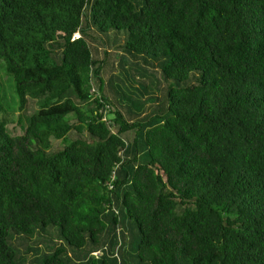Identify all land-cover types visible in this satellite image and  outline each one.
Masks as SVG:
<instances>
[{"label": "trees", "instance_id": "obj_1", "mask_svg": "<svg viewBox=\"0 0 264 264\" xmlns=\"http://www.w3.org/2000/svg\"><path fill=\"white\" fill-rule=\"evenodd\" d=\"M0 68V264H264V0H0Z\"/></svg>", "mask_w": 264, "mask_h": 264}, {"label": "rangeland", "instance_id": "obj_2", "mask_svg": "<svg viewBox=\"0 0 264 264\" xmlns=\"http://www.w3.org/2000/svg\"><path fill=\"white\" fill-rule=\"evenodd\" d=\"M0 76L2 78V87H3V92L7 98V101L3 99L4 104L6 107L11 108L9 112L5 115H2L1 118L7 119L8 124L6 125L7 132L11 135L17 134L20 135L23 132L24 127L27 125V119L23 114L26 115H31L34 109V105L32 103H29L28 107L24 111H20L18 107V102H17V95L14 90V83L13 81L8 77L6 74L5 70L0 68ZM53 146L59 145V143H56V141H53L52 143ZM118 213V212H117ZM131 222L125 221L123 225V229L126 230L127 234L130 235V238L133 240V246L138 242L139 236L136 228L129 224ZM34 239L37 237L45 240L42 243L46 245H42L38 251V254H34L35 252H31L26 256V259L28 262H34L37 256L42 255L43 253H51L52 248L61 246L60 244V239L57 237V234L54 231H50L51 235H40L38 232ZM38 249V248H37Z\"/></svg>", "mask_w": 264, "mask_h": 264}, {"label": "built area", "instance_id": "obj_3", "mask_svg": "<svg viewBox=\"0 0 264 264\" xmlns=\"http://www.w3.org/2000/svg\"><path fill=\"white\" fill-rule=\"evenodd\" d=\"M79 37H80L79 33H75V34L73 35L72 40H76V39H78ZM92 92H95V91L92 90ZM94 256H95L96 258H99V257L101 256V252H95V253H94Z\"/></svg>", "mask_w": 264, "mask_h": 264}]
</instances>
